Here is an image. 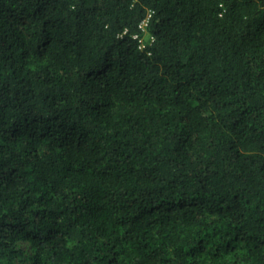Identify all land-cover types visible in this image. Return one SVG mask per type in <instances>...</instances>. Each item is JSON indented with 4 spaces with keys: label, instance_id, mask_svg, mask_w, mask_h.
<instances>
[{
    "label": "trees",
    "instance_id": "1",
    "mask_svg": "<svg viewBox=\"0 0 264 264\" xmlns=\"http://www.w3.org/2000/svg\"><path fill=\"white\" fill-rule=\"evenodd\" d=\"M0 264H264V0H0Z\"/></svg>",
    "mask_w": 264,
    "mask_h": 264
},
{
    "label": "built area",
    "instance_id": "2",
    "mask_svg": "<svg viewBox=\"0 0 264 264\" xmlns=\"http://www.w3.org/2000/svg\"><path fill=\"white\" fill-rule=\"evenodd\" d=\"M150 16H151V13L148 15V17L141 24V27L144 30V32H147L148 31L147 30V25H148V20H149ZM136 37H139V36L137 35ZM139 40H140V42H141L142 45H144L145 42L147 41L144 34H143L142 37H139ZM150 40L151 41L153 40V37L151 35H150V38H149L148 41H150Z\"/></svg>",
    "mask_w": 264,
    "mask_h": 264
},
{
    "label": "rangeland",
    "instance_id": "3",
    "mask_svg": "<svg viewBox=\"0 0 264 264\" xmlns=\"http://www.w3.org/2000/svg\"><path fill=\"white\" fill-rule=\"evenodd\" d=\"M144 35H145L146 40L148 41L149 38H150V34L148 33V31L147 32H144Z\"/></svg>",
    "mask_w": 264,
    "mask_h": 264
}]
</instances>
